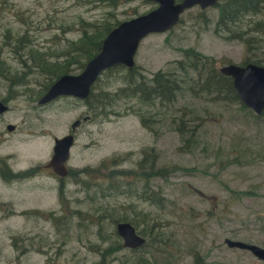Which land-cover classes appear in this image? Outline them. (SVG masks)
<instances>
[{
  "label": "rangeland",
  "instance_id": "obj_1",
  "mask_svg": "<svg viewBox=\"0 0 264 264\" xmlns=\"http://www.w3.org/2000/svg\"><path fill=\"white\" fill-rule=\"evenodd\" d=\"M116 2L0 0V58L16 75L8 81L0 78V100L9 107L0 113V128L14 125L4 136L0 154H15L22 166L49 162L54 140L74 134L66 161L71 175L64 176L60 189L50 169L26 194L0 185V201L7 203L0 205V264H95L100 259L96 249L119 236L113 220L121 218L147 244L134 251L118 250L105 264H143L141 257L148 264H264L248 249L223 241L229 237L264 247V110L256 115L239 99L192 95L188 88L195 80V70L187 65L176 67L177 60L184 61L182 50L189 47L214 58L218 70L228 63L258 61L264 66V34L255 33L259 40L246 51L242 41L214 30V5L204 9L194 5L180 14V21L171 29L143 37L133 55L136 78L148 79L158 70L174 75L179 89L172 103L151 107L135 98L120 99L107 104L114 114L94 118V93L98 97L101 90L121 87L123 70L105 75L103 71L84 98L59 95L55 101H41L48 80L41 82L43 72L31 65L26 51L41 56L61 53L58 60L66 59L72 68L69 74H77L80 70L75 66L81 60L68 57L79 54L67 47L79 39L83 21H125L156 6L148 0ZM258 17L248 14L240 25L245 28L244 24ZM17 42H34L22 45V63L9 46ZM17 71L25 72V84H17ZM38 82L43 87L35 97H28ZM10 87L16 94L8 98ZM47 102L51 103L37 106ZM168 105V112L156 113L148 129L142 126L138 113L152 117ZM180 108L197 114L196 131L186 152L179 149L181 136L170 122ZM76 120L79 124L73 130L71 124ZM144 150L156 154L154 167L174 170L152 178L153 188L164 198L160 205L144 202L139 185L124 187L122 194L108 190L103 197L95 187L100 171L81 172L116 156L122 158L112 167L134 170ZM10 200L15 201L13 206L8 204Z\"/></svg>",
  "mask_w": 264,
  "mask_h": 264
},
{
  "label": "trees",
  "instance_id": "obj_2",
  "mask_svg": "<svg viewBox=\"0 0 264 264\" xmlns=\"http://www.w3.org/2000/svg\"><path fill=\"white\" fill-rule=\"evenodd\" d=\"M106 2L108 4L114 5L116 0H91ZM215 8L217 9V18L215 20L214 30L219 34L225 31L231 35L232 39H237L243 42L246 51L251 49L254 40H259V36L254 37L255 33L264 34V0H219L215 3ZM259 15V17L248 24H244L245 28L240 25V21L246 15ZM121 21V20H120ZM119 21L110 22L108 19H103L101 22H82L81 35L79 39L75 42H70L68 49L72 52H76L79 55L69 56L68 59L72 57L81 60L79 64H76L75 69L82 70L86 61L90 59L94 54H96L101 45V40L109 32L111 28L117 25ZM235 27V29L233 28ZM21 41V40H19ZM6 44V43H5ZM24 44H34V42H17L9 43L10 50L13 54H16L17 59L20 60L21 51L23 50L22 45ZM30 59L31 65L40 68L43 72L41 82L48 80L44 87L50 85V83L62 74H67L72 72V68L66 59L58 60L60 54H50L46 56L39 55L36 51H26ZM64 52L63 54H66ZM81 56V59H80ZM184 56V61L177 60V68L182 69L184 65L189 66L196 72L195 80L188 88V91L193 95L194 93H206L211 99L214 100H237L239 99L237 93L231 84V79L228 76L221 74L216 68V60L212 57L203 55L194 48H185L182 50V57ZM55 57L57 59L48 60L47 58ZM3 58H0V78L5 81L11 80L16 76L14 73H10L9 69L4 66ZM22 63V61L20 60ZM258 61H254L257 63ZM258 64V63H257ZM262 65V64H261ZM33 66H30L33 67ZM116 70L115 74H119L122 70L120 79H122L123 85L116 89L106 91L101 90L100 96L94 93L95 103L93 104L94 113L92 116L94 118L107 117L115 112L107 109V104L110 105L115 103L117 100L126 98H135L137 102L146 104L148 106H156L161 104L172 103L175 100L177 90L179 89V84L175 79L174 75L168 71L158 70L154 72L150 78H141L138 73V78L135 77L136 66L131 68H125L122 64L114 65L104 72V75ZM19 73V79L17 81L18 85L25 84L24 78L26 76L24 71H17ZM110 74V73H109ZM113 74V75H115ZM110 75V76H113ZM173 75V76H172ZM39 83L36 90H31L27 95L28 97H35L40 89L43 87L42 83ZM97 83V81H96ZM95 83V85H96ZM100 83V81H99ZM99 83L97 85H99ZM9 96L16 94L10 87L8 90ZM41 93V92H40ZM105 98H101L104 96ZM93 97V96H92ZM93 101V99H91ZM109 105V104H108ZM161 106V105H159ZM169 106L163 107V111H155L154 115L151 116H141L137 114L140 118V122L143 127L149 128V125L155 121L156 113L165 114L168 112ZM243 106V105H242ZM245 107V106H243ZM178 112L176 115L170 116V122L177 133L181 136L182 146L179 149H183L185 152L189 150L192 138L196 131V115L191 111V109L180 108L175 110ZM187 117H192L190 121L186 120ZM155 153H150L144 150L142 156L135 163L134 170L128 169H115L113 165L114 161H117L122 156H116L115 159L103 160L98 163L93 169L83 168L81 172L87 174L89 172H99L98 182L95 183V187L103 197L106 196V191H112L116 194H122V189L124 187H130L139 185L140 198L144 202H150L154 205L162 204L164 198L160 191L153 188L152 178L158 176L164 177L169 173L173 172L169 167H154L155 163ZM108 191V192H109ZM101 214V213H99ZM108 215V214H107ZM120 220H127L126 218H121ZM119 219L113 220L115 223L120 221ZM58 223L60 219L58 218ZM147 244V240L141 246ZM121 239L117 236L114 242L108 245H104L96 249L100 259L95 264H105V261L109 256L123 249ZM130 251H134V248H127ZM144 261L143 264H148L147 259L141 257ZM111 258L109 259V261Z\"/></svg>",
  "mask_w": 264,
  "mask_h": 264
},
{
  "label": "water",
  "instance_id": "obj_3",
  "mask_svg": "<svg viewBox=\"0 0 264 264\" xmlns=\"http://www.w3.org/2000/svg\"><path fill=\"white\" fill-rule=\"evenodd\" d=\"M155 3V8L119 22L111 28L101 40L99 51L93 55L77 74H62L47 89L41 101H47L59 95H71L84 98L90 85L107 68L122 64L126 68L133 66V55L140 40L150 33H161L177 23L179 15L187 8L197 5L201 9L214 5L218 0H148ZM225 76L230 77L232 87L239 100L256 115L264 110V66L253 62L242 65L228 63L219 68ZM6 104L0 101V113L6 110ZM78 121L71 124L74 130ZM73 144V135L68 134L54 140L53 154L48 162L49 168L58 176L67 173L65 162ZM116 232L122 245L128 248L140 246L144 237L136 232L127 220L115 223ZM228 246L246 248L257 258L264 260V247L240 239L224 237Z\"/></svg>",
  "mask_w": 264,
  "mask_h": 264
},
{
  "label": "flooded vegetation",
  "instance_id": "obj_4",
  "mask_svg": "<svg viewBox=\"0 0 264 264\" xmlns=\"http://www.w3.org/2000/svg\"><path fill=\"white\" fill-rule=\"evenodd\" d=\"M38 98L35 101H37ZM2 102L7 106L6 110H4L3 112L5 111L7 112L9 109L7 102L6 101L4 102L3 100ZM51 102H47L41 105L37 103V106H44ZM84 118L88 119V117H83V120H87ZM13 128L14 125L8 123L4 125V128H0V149L4 147V141L6 139L4 138V136L8 132H12L14 130ZM20 165L21 164L16 159L15 154L10 152H6L5 154H0V185L6 187H13L20 194H22L23 192L24 194H26L29 190L33 188L34 184L35 185L38 184V178L40 179V181L46 178L49 169L48 161L40 162V163L34 162V164H30L29 166H22V165L20 166ZM70 172L71 170L68 169V174L66 176L71 175ZM64 178L65 177L57 176L58 189H60V186L64 183ZM6 204L7 203H5L4 201H0V205H6ZM8 204L13 206L15 204V201L10 200Z\"/></svg>",
  "mask_w": 264,
  "mask_h": 264
},
{
  "label": "bare ground",
  "instance_id": "obj_5",
  "mask_svg": "<svg viewBox=\"0 0 264 264\" xmlns=\"http://www.w3.org/2000/svg\"><path fill=\"white\" fill-rule=\"evenodd\" d=\"M74 123V122H73ZM79 124V122L76 124V125H78Z\"/></svg>",
  "mask_w": 264,
  "mask_h": 264
}]
</instances>
